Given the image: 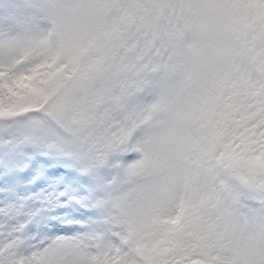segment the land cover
Masks as SVG:
<instances>
[{"label": "snow or ice", "instance_id": "6c2138e0", "mask_svg": "<svg viewBox=\"0 0 264 264\" xmlns=\"http://www.w3.org/2000/svg\"><path fill=\"white\" fill-rule=\"evenodd\" d=\"M0 132V187L116 170L103 231L0 264H264V0H0Z\"/></svg>", "mask_w": 264, "mask_h": 264}, {"label": "rangeland", "instance_id": "374dc122", "mask_svg": "<svg viewBox=\"0 0 264 264\" xmlns=\"http://www.w3.org/2000/svg\"><path fill=\"white\" fill-rule=\"evenodd\" d=\"M10 143V137L7 133L0 132V147ZM29 162L27 166L22 165L21 171H31L33 174L30 179L18 181L12 185L0 187V244L8 239L13 231L23 229L29 238L32 235H41L42 240H49L44 234L54 231L60 227H56L59 223L76 228L77 233L83 231H93L86 224L85 230L77 225L83 224L82 210L79 205L87 208L90 214L94 215L97 229L96 232L104 230L105 222L102 213L91 206L89 200L90 192L95 189L97 184L107 185L115 175L116 170L110 166H101L90 172L80 170L78 165L65 161L63 163L44 164L45 160H56L58 158L38 154L34 157L26 158ZM58 167L66 168L72 171L73 180L67 183L63 188H58V194L52 201L51 194L53 190L43 185L45 176L57 175L55 169ZM87 174L86 178L82 174ZM81 184V185H80ZM87 194L84 196L83 192ZM85 204H87L85 206ZM69 205L71 207H69ZM65 206L70 212L71 218L62 219L61 210ZM61 207V208H59ZM33 229L34 231H32ZM53 240V239H52Z\"/></svg>", "mask_w": 264, "mask_h": 264}, {"label": "bare ground", "instance_id": "6f19581e", "mask_svg": "<svg viewBox=\"0 0 264 264\" xmlns=\"http://www.w3.org/2000/svg\"><path fill=\"white\" fill-rule=\"evenodd\" d=\"M58 169H62V171H60L59 173H57V175H51L49 177H47V175L45 176L44 180H43V185H46L50 188V190H53V193L51 194L52 201L55 199V195L58 194V188H63L67 183H71V181L73 180V175H72V171L66 168H58ZM88 175L87 174H82L83 178H86ZM81 185V184H80ZM84 196L87 194L86 191L83 192ZM87 204H85L86 206ZM69 207H71L69 205ZM71 209H73L71 207ZM79 209L82 210V214H83V220L81 219V221L83 222V224H79V226L82 227V230H85V226L86 224H88V226L91 228V230L95 231L97 229V225L95 223L96 220H94V215L90 214L89 210L87 208H85L83 205H79ZM63 211V210H62ZM61 218L64 220L66 218H71L70 217V212L68 211V209L65 210V212H61ZM59 227H63L65 226L64 223H60L58 224ZM32 231H34L33 229H31ZM13 232H17V231H13ZM12 232V233H13ZM76 228L75 229H68V228H61L60 231H55L53 233H45L44 235L49 239V240H54L57 238H65V237H70L73 236L75 234H77ZM11 233V234H12ZM41 238L45 237H41V235H32L29 237V239L32 242H36V241H42Z\"/></svg>", "mask_w": 264, "mask_h": 264}]
</instances>
